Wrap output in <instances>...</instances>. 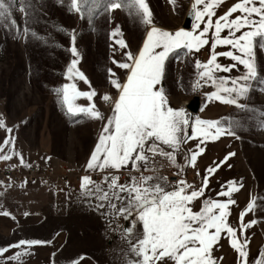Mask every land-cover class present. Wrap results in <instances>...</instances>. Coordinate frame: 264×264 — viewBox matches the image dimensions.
Here are the masks:
<instances>
[{
	"label": "snow or ice",
	"instance_id": "1",
	"mask_svg": "<svg viewBox=\"0 0 264 264\" xmlns=\"http://www.w3.org/2000/svg\"><path fill=\"white\" fill-rule=\"evenodd\" d=\"M56 3L61 7L67 4L69 13L79 14L81 18L87 16L90 25L95 16L124 10L145 26L142 45L135 53L122 52L125 58L122 61L109 58L119 69L126 70V78L121 81L112 68L107 69L108 83L117 94L113 97L105 93L99 99L109 104L110 114L105 115L93 103V97L97 96L94 89L80 91L75 83H64L55 89L60 105L69 116H87L102 122L86 169L102 172L103 181L97 183L84 175L80 182L81 196L86 197L84 202L100 211L101 216L113 220L120 217L129 222L122 230L135 258L129 259L128 264H219L223 258L213 253L222 236L227 237L236 264H264V251H258L251 261L248 259L246 231L258 221L244 222L245 215L255 210L256 200H264V197L249 199L246 208L239 213L238 226L228 219L230 205L235 203L233 193L243 187L234 180L226 181L217 193L225 199L204 198L199 209L193 210V202L204 197L209 177L226 165L235 153L229 151L218 162L213 161L204 170L199 186L185 179L168 185L166 177L159 174L163 164L157 159L167 160L175 166L181 146L195 140L194 148L184 153V165L195 168L207 142L223 136L239 139L238 131L245 124L264 130V108L249 103L254 91L258 88L264 91V74L256 55L257 47L264 51V0H235L230 6H223V0H192L191 30L183 27L165 30L155 26L147 0H56ZM168 3L175 5L176 0H168ZM222 6V14H217V9ZM45 7L46 4L41 2L39 9ZM14 9L23 14V28L12 14ZM39 9L35 0H0V27L16 39L27 38L29 34L36 37L37 33L31 31L28 24L34 19L39 20ZM112 19L110 15L108 22L112 23ZM108 39L112 41L108 48L114 53L128 48L119 24L113 26ZM71 41L69 51L73 59L64 76L67 80L75 78L88 83L77 67L79 53L74 32ZM209 43L212 51L207 60L196 59L194 62L195 79L191 87L210 85L213 90L205 93L208 101L234 106L239 112L218 119L199 116L193 119L183 107L169 105L162 84L165 63L170 54L182 60V56L188 57ZM218 46L228 50L217 52ZM219 56L231 63L221 64L217 59ZM239 67L243 70L238 75H217L231 73ZM79 98H86L87 106L76 103ZM0 128L7 132L0 150L8 149L0 154V161L15 157L20 165H24L22 153L14 147L13 129L3 120H0ZM226 166L232 165L227 163ZM122 169L129 172L127 183H118L117 173ZM2 215L15 220L9 211H3ZM117 228H120L119 224ZM46 243L49 241L21 238L0 246V260L5 264H22L21 258L31 255L33 247ZM9 252L11 254L6 255ZM72 264H78V261H72Z\"/></svg>",
	"mask_w": 264,
	"mask_h": 264
},
{
	"label": "rangeland",
	"instance_id": "2",
	"mask_svg": "<svg viewBox=\"0 0 264 264\" xmlns=\"http://www.w3.org/2000/svg\"><path fill=\"white\" fill-rule=\"evenodd\" d=\"M41 2L46 4L43 9H39ZM147 2L156 26L174 27L189 13L192 0H176L175 5L169 4L168 0ZM35 3L40 13L39 20L29 22L28 27L37 33L36 37L29 34L27 38L21 36L16 39L0 27V120L13 129L15 150L22 153L25 161L20 165L13 157L0 161V165L26 167L31 163L48 165L61 161L86 169V154L101 121L87 116H69L60 105L55 89L64 83H75L80 91L94 89L97 96L93 97V103L105 114V102L99 97L106 93L109 84L107 69L112 68L114 72L124 70L112 64L109 58L122 61L125 59L122 52L135 53L145 26L124 10L102 13L90 25L87 16L81 18L79 14L69 13L67 4L61 7L56 0H35ZM12 14L23 28V14L18 9H14ZM110 15L112 23L108 22ZM115 24L120 25L128 48L114 53L108 48L112 43L108 33ZM73 32L79 53L77 67L88 83L75 78L67 80L64 76L68 63L73 59L69 51ZM256 55L260 71L264 74V51L257 47ZM181 62L183 70L179 80H186L191 68L185 57L182 56ZM172 90L178 94L182 89L175 85ZM183 90L188 92L187 88ZM252 97L249 103L264 108V91L258 88ZM76 103L87 106L88 101L79 98ZM1 129L0 143L7 135L6 129ZM238 136L246 163L254 176L255 197H264V130L249 128L245 124L238 131ZM7 150L5 147L0 154ZM187 172L192 171L185 170L178 176L184 177ZM117 175L118 183H127L130 179L129 174L124 178L123 174ZM160 175L166 177L168 185H175L168 182L170 174ZM197 176L200 181V175ZM43 189L35 202L22 196L23 203L31 206L37 203V207L31 210L38 213L39 222L17 231L12 240H49L62 235L65 237L62 257L70 262L87 256L95 264H128L129 259L135 258L122 230L128 221L101 216L100 211L84 202L87 198L81 196L80 186L63 191ZM255 217L264 225V200H256Z\"/></svg>",
	"mask_w": 264,
	"mask_h": 264
},
{
	"label": "crops",
	"instance_id": "3",
	"mask_svg": "<svg viewBox=\"0 0 264 264\" xmlns=\"http://www.w3.org/2000/svg\"><path fill=\"white\" fill-rule=\"evenodd\" d=\"M235 2V0H223V6H230L231 3ZM223 6L217 9V14H222ZM190 12V10H189ZM183 21V20H182ZM181 23L178 26L174 27H162L165 30H175L181 28ZM193 20L191 22L192 27ZM156 26V25H155ZM190 29L188 30H191ZM224 33H222L223 35ZM145 31L140 39V42L136 48L142 45V40L144 38ZM210 35V33H209ZM228 50L224 46H218L216 51H225ZM135 51V52H136ZM210 43L208 45H204L198 52H194L190 54L188 57H185L187 62L190 65L189 77L186 80H179L181 77V71L183 70L181 60H177L175 55L170 54L169 58L165 63V74L164 79L162 81L163 88L168 96L169 105L173 108L183 107L186 112L195 119L199 116L202 119H218L221 117H226L232 115L234 112L238 111L234 106L224 105L219 103L218 101H208L205 93L212 91L210 85L197 87L193 89L191 87L192 81L195 79V69L194 62L196 59L206 61L211 53ZM218 61L221 64H228L231 61L225 57L219 56ZM242 67L237 69H233L231 73H217V75H238L240 71H242ZM117 76L123 81L126 78V70H116ZM178 85L182 90H179V93L176 94L172 90L173 86ZM188 89V92H185V89ZM110 96H115L116 89L113 88L110 84H108L106 91ZM194 96H197L200 101V107L196 114H191L185 107V105L190 101V99ZM105 115L110 114V108L107 103H104ZM102 124V122H101ZM101 124L98 128V132L95 134V138L90 144L85 161L90 155V151L94 147V143L97 140L98 134L101 130ZM188 134H191V129H188ZM197 143L195 140H189L186 144L181 146V149L177 153L175 166L168 163L167 160H161V158H157L163 166L159 169V174H174L179 175L185 170H190L192 173L197 175V172L200 173V177H202L204 170L212 164L213 161H219L226 155L229 151L235 153L234 156L229 158V161L232 166L227 167L226 165H222L214 175L209 177V184L205 189L204 197H201L199 200L193 202V210L196 211L199 209V206L204 198H212V199H225L224 197L217 196V193L221 190V185H223L226 181L234 180L238 183H242L243 187L240 188L237 192L233 193V199L235 203L230 205V215L229 222L234 226H238L240 223L239 213L246 208V205L250 198L255 197V182L254 176L251 173L248 164L246 163L245 155L243 153L241 143L239 139L230 136H223L216 141L207 142L204 146L205 151L200 156H198L197 163L195 168L188 167L184 165V153L188 149H193L194 145ZM165 150H170L165 148ZM87 170V169H86ZM96 173L98 171H89ZM117 174H123V178L129 174L127 170H121ZM147 174V173H146ZM136 175H139L138 173ZM241 177L243 180L241 181ZM201 179L198 183H190L194 186H199ZM44 188V187H43ZM42 187H19L14 189L5 190L0 188V246H4L8 243L15 242L17 240H12V237L17 231L29 226H35L38 224V213L31 208L37 207V203L31 204L23 203L22 196L30 197L29 200L37 201L38 195L41 190H44ZM46 190V189H45ZM48 190V189H47ZM30 195V196H28ZM3 211H9L12 216L15 217L13 220L11 217H5L2 215ZM28 213L27 216L24 213ZM250 219H256L255 210L249 212L244 217V222H247ZM257 220V219H256ZM258 221V220H257ZM246 235L249 237V245L248 251L249 256L248 259L251 261L255 256H257L258 251H264V225L261 222H257L252 228L246 231ZM243 240V237H240ZM65 237L62 235L54 236L53 238L45 241H49V243L35 246L31 249V255L22 257V264H72V262L68 260H64L62 257V249L64 244ZM11 252L6 255H10ZM216 257H222V261H219V264H236V257L234 251L230 248L227 237L222 236L219 244L215 247V251L213 253ZM75 259L74 261H78V264H95L94 260L87 256H82ZM0 264H5L4 261L0 260ZM15 264V262H13Z\"/></svg>",
	"mask_w": 264,
	"mask_h": 264
},
{
	"label": "built area",
	"instance_id": "4",
	"mask_svg": "<svg viewBox=\"0 0 264 264\" xmlns=\"http://www.w3.org/2000/svg\"><path fill=\"white\" fill-rule=\"evenodd\" d=\"M107 105H109L107 103ZM0 132L2 129L0 128ZM89 175L97 183L103 181L102 172H88L84 166L57 161L48 165L31 163L26 167L0 165V188L5 190L24 187L40 186L53 191L76 189L80 186L81 178ZM178 179L187 182H198L199 177L192 172H187L184 177L170 174L168 182L175 184Z\"/></svg>",
	"mask_w": 264,
	"mask_h": 264
},
{
	"label": "water",
	"instance_id": "5",
	"mask_svg": "<svg viewBox=\"0 0 264 264\" xmlns=\"http://www.w3.org/2000/svg\"><path fill=\"white\" fill-rule=\"evenodd\" d=\"M192 22V17L187 13L182 21L181 27H183L185 30L190 29ZM186 109L191 114H196L200 107V101L197 96H194L190 99V101L185 105Z\"/></svg>",
	"mask_w": 264,
	"mask_h": 264
},
{
	"label": "trees",
	"instance_id": "6",
	"mask_svg": "<svg viewBox=\"0 0 264 264\" xmlns=\"http://www.w3.org/2000/svg\"><path fill=\"white\" fill-rule=\"evenodd\" d=\"M98 16H99V15H98ZM98 16L93 17L92 21H93L95 18H97Z\"/></svg>",
	"mask_w": 264,
	"mask_h": 264
}]
</instances>
